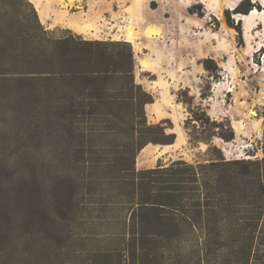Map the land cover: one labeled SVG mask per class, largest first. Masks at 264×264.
Listing matches in <instances>:
<instances>
[{"label":"rangeland","instance_id":"374dc122","mask_svg":"<svg viewBox=\"0 0 264 264\" xmlns=\"http://www.w3.org/2000/svg\"><path fill=\"white\" fill-rule=\"evenodd\" d=\"M30 1L54 38L131 43L135 80L154 98L148 137H176L146 145L139 170L263 156L264 0H251L248 13L237 12L243 0ZM16 13L0 2V264H71L63 225L93 219L95 232L104 231L87 208L120 201L103 177L128 167L130 152L123 155L115 125L70 114L68 82L8 69L18 46L11 36L22 33Z\"/></svg>","mask_w":264,"mask_h":264},{"label":"trees","instance_id":"16d2710c","mask_svg":"<svg viewBox=\"0 0 264 264\" xmlns=\"http://www.w3.org/2000/svg\"><path fill=\"white\" fill-rule=\"evenodd\" d=\"M0 2L16 8L22 27L21 34L11 36L18 46L5 64L8 69L68 82L75 92L70 114L115 125L123 155L130 152L128 167L115 177H103L120 201L87 208L99 214L104 231L95 232L92 217L83 227L80 220L63 225L71 264H99L88 261L91 255L108 259L102 264H264V139L262 157L222 155L200 163L180 159L139 170L136 159L146 145L173 144L176 137H148L156 126L148 122L146 105L154 98L135 80L131 43L57 39L30 0ZM254 6L243 0L237 12L248 13ZM107 130L103 128L105 136Z\"/></svg>","mask_w":264,"mask_h":264},{"label":"bare ground","instance_id":"6f19581e","mask_svg":"<svg viewBox=\"0 0 264 264\" xmlns=\"http://www.w3.org/2000/svg\"><path fill=\"white\" fill-rule=\"evenodd\" d=\"M34 2H36V6H38V7L41 6V1L34 0ZM255 12H256V9L253 10V13H255ZM75 28H76L77 31H82V28L79 27V26H77V27H75ZM130 38H131V37H130ZM130 40H132V38H131Z\"/></svg>","mask_w":264,"mask_h":264},{"label":"crops","instance_id":"0c3cea01","mask_svg":"<svg viewBox=\"0 0 264 264\" xmlns=\"http://www.w3.org/2000/svg\"><path fill=\"white\" fill-rule=\"evenodd\" d=\"M165 145H169V146H170L171 144H164V146H165Z\"/></svg>","mask_w":264,"mask_h":264}]
</instances>
